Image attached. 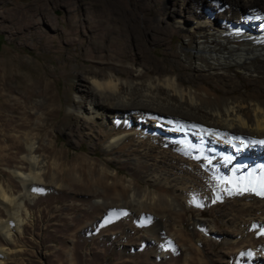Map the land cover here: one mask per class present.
I'll return each mask as SVG.
<instances>
[{
    "label": "bare ground",
    "instance_id": "bare-ground-1",
    "mask_svg": "<svg viewBox=\"0 0 264 264\" xmlns=\"http://www.w3.org/2000/svg\"><path fill=\"white\" fill-rule=\"evenodd\" d=\"M35 1L33 10H9L5 19L7 25L5 22L4 25L14 30L31 27L29 29L35 30L42 39L45 35L40 25L50 22L49 11L44 7V0ZM51 2H61L68 12H75L71 0ZM202 2L207 3L208 8L201 5V0H189V6L184 9L189 17H174L172 27H164L161 23L154 25L147 20L143 32L161 35V38H137L135 46L142 56L131 67L134 74L124 77L125 73L122 75L102 67L100 71L84 72L83 80L80 77L84 83L77 88L80 97L75 99L79 102V98H83V106L70 105L69 116L74 120L69 126L70 133L79 130L87 143H100L106 154H116L133 169H147L143 175L147 190H142L145 194L141 196L137 194L134 179L120 176L108 161L100 163L78 154L76 162L70 164L68 152L57 150L56 138H49L46 129L55 113V100L49 84L43 79L36 80L28 84L25 95L15 99L7 89V82L11 77L21 79L11 73L20 67L21 61L18 56L0 60V122H4L0 138L2 134L5 137L0 140V161L12 150L16 152L15 157L21 155L17 167L9 175L23 190L22 194L15 193L13 182L6 185L0 182V210L7 214L6 220L0 218V235L7 245L14 244L12 236L21 234L22 226L30 217L25 202L32 204L49 191L45 173L51 171L50 189L62 191L63 185L58 183L53 171L83 169L93 177V184L103 185L105 191L119 197L124 195L128 200L121 203H108L106 199L96 201L103 206L100 217H95V209L87 214L103 222L130 221L134 232L144 224L147 233L155 238L147 239V247L158 258L168 251H179L184 252V264H189L192 263L189 253L200 251L202 245L221 241L237 251L233 258L230 257L232 264H264V242L259 241L264 239V196L257 194L264 183V0ZM88 11L85 8V12ZM122 12L119 10L120 15ZM117 13L113 8L104 9L98 18H112ZM180 31L189 34L191 47L187 52L174 53L172 58L184 59V67L193 73L192 80L185 81L175 69L166 68L155 76H145L143 50L158 40L163 45L168 44L166 35L170 32L179 34ZM68 34L75 35L73 32ZM68 34H63L62 38ZM64 40L67 47L73 45V40ZM98 46L103 49V45ZM109 49L117 60L128 55L122 54L123 42L112 43ZM86 53L89 59H95L89 50ZM40 60L38 55L36 65H41ZM149 63L147 57V66ZM93 64L97 69L101 62ZM37 86H40L43 103L31 104L29 108L32 107L36 116L21 113V124L16 126L12 125V119L3 121L6 110L24 111ZM33 119L35 123L31 128L29 121ZM12 129L23 131L20 136L7 135L6 132ZM25 167L27 170H22ZM240 188L251 190L241 192ZM241 196H246L243 199L246 203L239 206L243 217L238 216L232 203L229 210L218 214L232 232L223 231L221 235L215 219L209 222L191 217L188 221L198 239L189 241V236L181 229L187 212L203 210L202 215L212 213L225 200ZM176 219L179 226L173 223L175 232L171 233L169 220ZM91 226L98 228L96 224ZM141 244L146 245L142 241ZM20 250L0 247V258Z\"/></svg>",
    "mask_w": 264,
    "mask_h": 264
},
{
    "label": "rangeland",
    "instance_id": "rangeland-1",
    "mask_svg": "<svg viewBox=\"0 0 264 264\" xmlns=\"http://www.w3.org/2000/svg\"><path fill=\"white\" fill-rule=\"evenodd\" d=\"M44 1V7L49 11L50 22L40 25L45 35V39L44 37L41 39L36 35L35 30L29 29L31 27L28 29L21 27L14 30V28H7L4 25V22L7 25L5 19L8 18L9 10L23 8L33 10L36 4L35 0H0V22L3 21V24L0 25V60L4 57L18 56L21 61L20 67H16L15 72L11 70L13 75L17 74L21 79L11 77L7 82V89L11 91V96L17 99L20 95H25L28 84L43 79L45 83L49 84L55 100V113L46 124V129L49 132V138L53 140L56 138L57 150L68 152L71 159L70 164L76 162L75 158L78 154L88 156L100 163L110 162V167L118 170L120 176L127 180L134 179L138 196L144 195L145 193L141 191L147 190L148 184L143 180L144 172L147 169H133L131 165H126L123 158L118 157L116 154H106L100 143H87L79 130L70 133L69 126L73 124L74 120L70 119L69 109L71 106H83L81 104L83 98H79V102L75 100L80 97L77 90L78 86L84 83L81 77L82 73L100 71V67H102L107 71L119 72L122 75L125 73L124 77H131L134 74L131 67L136 65L138 59L140 60L142 56L137 50L138 47L135 46L137 45V38L141 37L145 40L161 38V35L152 36L144 33V23L150 19L154 25L161 23L164 27H172L174 17H180L181 15L186 18L189 17L184 13V9L189 6V3H187L189 0H98L97 2L90 0H75L74 2V0H71L76 8L74 13L68 12L69 9L63 6L61 2L55 4L51 2L52 0ZM201 5L208 8L207 3L202 2V0ZM85 8L90 11L85 12ZM112 8L116 9L118 13L119 10H122L121 14L123 15L117 13L112 18H98L104 9ZM122 24H126V26ZM68 32H73L75 35L68 34ZM63 34H68L64 39L73 40V45L66 46L67 42L62 38ZM188 36L189 34L181 31L175 35L170 32L166 35V43L168 44L163 45L164 43L159 40L150 43L142 53L144 57L142 66L144 75L155 76L163 68L175 69L185 78V81H191L193 73L184 67V59L182 57H180V60L172 58L174 53L187 52V48L191 47ZM119 42L124 43L125 49L122 54H128V57L123 56L125 58L121 57L117 60L114 58L113 53L110 54L112 51L109 47L112 43L120 44ZM98 45H103V49H99ZM86 50H89L90 54H94L96 60L89 59ZM38 55L41 58V65H36ZM147 57L150 59L148 66ZM94 62L95 64L101 62L97 69L93 64ZM37 63L39 64V62ZM235 74L239 76L238 73ZM212 84L214 85V83ZM38 87L40 88V86H37V89H34V96L30 98L24 111L6 110L3 121L12 119V125L16 126L21 124L19 119L23 117L21 113L29 112V114L36 116L32 107L29 108L31 104L33 106L36 103H43V97L40 95L41 89H38ZM3 123L0 122V129L3 128ZM29 123L32 128L35 119L29 121ZM22 131L12 129L6 133L7 135L20 136ZM4 138L2 134L0 140L3 141ZM1 145L5 146L3 142H1ZM95 152L97 154H94ZM15 153L12 150L7 152L6 158L2 159L3 157H1L0 182L3 185L13 182L15 185L14 187L11 185L12 190L15 193L22 194L23 190L20 186H16V181L9 175L10 171L17 167V162L21 160V155L15 157ZM20 166L22 165L20 164ZM121 166L123 168L118 169ZM22 170L27 169L25 167ZM137 170L139 173L136 172ZM50 172L49 170L44 175L49 191L36 198L32 204L25 202L30 217L27 218L26 224L22 226L21 234L12 236L14 244L7 245L0 235V247L4 249H21L17 253L9 252L6 258H0L3 264H71V262L72 264H184V252L168 251L164 256L158 258L155 255L156 253L150 247H147V239L155 238L147 233L144 224L141 225L142 227H137L134 232L130 221L124 219L107 222L94 220L95 217H100L103 210L101 203L96 204V201L101 202L102 199H106L108 203L111 201L112 203H121V201L127 200L126 196L123 195L122 198L115 196V193L105 191L103 185L93 184V177L83 169L54 170L56 180L63 185V190L56 189L55 191L53 187V190H51L48 184L51 178L49 176ZM133 174H135V177H132ZM152 189L150 188V190ZM245 197L225 200V203L217 205L212 213L202 215L200 212L203 210L191 214L187 212L186 221L182 223L181 229L189 236L190 242L195 241L198 237L196 231L190 226L188 219L200 217L209 222L215 219L216 225L220 227L219 230H216L221 235H223V231L232 232V229L228 228L224 221L218 217V214L229 210V204L232 203L234 209H237V214L239 213L238 216L243 217L244 213L240 211L239 206L246 203L243 200ZM94 209L98 212H96L95 217L87 214ZM156 214L161 215L158 212ZM0 218L6 220L7 214L0 210ZM169 222L172 224L169 227L170 232L174 233L173 223L179 226V221L176 219L174 221L169 220ZM93 224H96L98 228L92 227ZM100 224H102L101 227ZM141 241L146 245L143 246ZM259 241L264 242V239ZM231 247L232 245L221 241L212 242L209 246L202 245L200 251L189 253V257L192 259V263L189 264H232L230 257L233 258V254H236L237 251Z\"/></svg>",
    "mask_w": 264,
    "mask_h": 264
},
{
    "label": "snow or ice",
    "instance_id": "snow-or-ice-1",
    "mask_svg": "<svg viewBox=\"0 0 264 264\" xmlns=\"http://www.w3.org/2000/svg\"><path fill=\"white\" fill-rule=\"evenodd\" d=\"M262 143H264V141H262ZM241 144L243 145V141H241ZM225 183H227V181H225ZM239 190L241 192H243V191H249L251 189H248V188H240ZM257 194L264 196V183L261 184V190L258 191Z\"/></svg>",
    "mask_w": 264,
    "mask_h": 264
}]
</instances>
